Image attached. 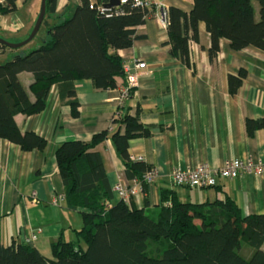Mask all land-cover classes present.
I'll return each mask as SVG.
<instances>
[{
	"label": "trees",
	"instance_id": "obj_1",
	"mask_svg": "<svg viewBox=\"0 0 264 264\" xmlns=\"http://www.w3.org/2000/svg\"><path fill=\"white\" fill-rule=\"evenodd\" d=\"M16 1L0 0V15L14 12ZM57 1L46 0L44 40L0 63V138L23 150H41L47 142L34 131H22L15 116L42 111L53 84L62 87L74 116L79 105L74 80L90 79L98 90L115 88L117 77L124 76L117 50L141 38L136 27L154 14L152 5L142 7L134 0L110 7L105 5L109 0H78L66 5L65 17L57 16L50 24L47 18L56 13ZM200 21L210 35V56L222 38L235 50H264V0H193L189 12L174 6L166 10L169 53L187 66L189 41L198 40ZM7 49L0 44L1 52ZM24 71L33 75L28 88L18 77ZM245 74L241 69L237 76L229 75L230 93L237 91ZM125 101L118 107L121 114L112 118L118 124L113 132L102 130L88 142L64 141L55 150L66 202L80 209L83 220L76 238L66 240L61 233L51 243L50 256L23 240L0 244V264H264V214L243 215L227 194L212 201H183L174 189L162 188L157 212L120 199L111 202L102 156L91 150L98 143L110 136L125 176L138 179L143 192L148 186L143 175L151 169L132 159L128 148L131 138L149 136L153 129L140 121L138 109L131 113ZM245 124L251 135L264 128V117L248 118ZM242 242L249 247L243 248L247 255L241 253Z\"/></svg>",
	"mask_w": 264,
	"mask_h": 264
},
{
	"label": "crops",
	"instance_id": "obj_2",
	"mask_svg": "<svg viewBox=\"0 0 264 264\" xmlns=\"http://www.w3.org/2000/svg\"><path fill=\"white\" fill-rule=\"evenodd\" d=\"M77 1L58 0L56 13L47 18L48 23H55L57 16L64 17L66 5ZM150 1L154 14L136 27L143 36L130 47L117 50L123 63L145 62L125 105L131 113L138 109L140 121L153 129L151 135L136 136L129 142L130 157L155 170V181L148 184L146 192L135 188L131 206L157 212L161 207L160 189L171 188L183 201H212L227 194L243 215L264 214V174L220 178L209 188L173 185L170 178L176 166L187 168L206 162L217 168L227 158L264 160V128L250 135L245 124L248 118L264 117V50L254 46L235 50L228 39L222 38L219 50L210 56V35L200 21L198 40L189 41L191 65L187 66L170 55L166 22L161 16L170 6L189 12L193 0ZM16 4L18 8L19 0ZM10 14L1 15V21ZM42 25L47 33V25ZM0 26L5 35L21 31L3 27L2 23ZM29 26L28 22L26 34L19 40L29 34ZM16 53L0 51V58H7L4 62ZM241 69L245 77L237 91L230 93L228 77L237 76ZM18 77L25 88L33 81L30 72H21ZM124 79L117 77L116 87L106 90L95 89L90 79L74 80L79 103L76 116L58 84L50 87L42 111L15 116L22 131H34L47 143L41 150H23L0 138V244L35 235L30 243L50 256L51 243L61 233L66 240L76 238L75 231L82 227L83 220L80 209L66 202L55 150L64 141L88 142L102 130L113 132L117 128L112 118L118 111ZM91 150L101 154L111 189L116 183L132 185L110 136ZM112 194L113 203L118 197Z\"/></svg>",
	"mask_w": 264,
	"mask_h": 264
},
{
	"label": "built area",
	"instance_id": "obj_3",
	"mask_svg": "<svg viewBox=\"0 0 264 264\" xmlns=\"http://www.w3.org/2000/svg\"><path fill=\"white\" fill-rule=\"evenodd\" d=\"M3 1V0H1ZM126 2V0H120V3ZM134 2L142 7H149L151 5L150 0H134ZM162 20L166 22V12H162ZM1 20V15H0ZM10 26L13 29H19V26L15 23H11ZM145 67V62H136L134 64L123 63L122 69L124 73V85L120 89L119 105L127 99L132 92V88L137 83L138 72ZM121 113L116 112V117ZM264 174V160L253 162L251 160H242L238 158H227L224 160L220 167H212L206 162L199 163L192 167H174L170 172V178L173 185L185 186L188 188H208L216 185L220 178H236L240 175ZM143 179L148 184H152L155 181V170L153 168L146 171L143 175ZM131 181V186L116 183L112 187V191L116 193L118 199L123 200L126 203L130 202L132 194L135 192V188L140 187L138 179L134 178ZM60 197V196H59ZM35 239V235L24 238L23 241L29 243Z\"/></svg>",
	"mask_w": 264,
	"mask_h": 264
},
{
	"label": "rangeland",
	"instance_id": "obj_4",
	"mask_svg": "<svg viewBox=\"0 0 264 264\" xmlns=\"http://www.w3.org/2000/svg\"><path fill=\"white\" fill-rule=\"evenodd\" d=\"M40 1L41 0H19V7L14 12H12L9 16L4 17V20H2V21L0 20V23H2L3 27L6 26L8 28H9L11 23H15V25L17 23V25L19 26V29L21 31H19L18 33L14 31L13 33H17L14 35H5L2 32H0V36L5 38L6 40H8L10 42H17L23 35L26 34V33H24V31L26 30V28H28V22L30 23L29 28L31 27L30 28V30H31L34 23H35V20L37 18L38 12H39ZM0 28H1V26H0ZM10 28L13 29L11 26H10ZM19 29H17V30H19ZM1 30H3V29H0V31ZM13 30H16V29H13ZM46 35H47L46 29H45L44 25H42L40 27V29L38 30L37 34L35 35V37L32 40H30L27 44L18 48L17 50L19 51V53L23 54L29 50L36 48L44 40ZM18 51H16L15 49H7L5 52L8 54H12V53L18 52ZM11 57H12V55H10L8 59H10ZM4 59H7V58L1 57L0 62H2ZM243 248H249L244 242H242V244H241V249H242L241 253L244 255H247L246 250L244 252Z\"/></svg>",
	"mask_w": 264,
	"mask_h": 264
},
{
	"label": "water",
	"instance_id": "obj_5",
	"mask_svg": "<svg viewBox=\"0 0 264 264\" xmlns=\"http://www.w3.org/2000/svg\"><path fill=\"white\" fill-rule=\"evenodd\" d=\"M119 3H120V0H109L105 5L110 7V6L118 5ZM45 13H46V0H41L37 18L35 20V23H34L32 29L30 30L29 34L27 35V37L24 38L23 40H20L17 42H10V41H8L5 38L0 36V44L6 46L8 48H11V49H17V48H20L21 46L27 44L30 40H32L35 37L38 30L40 29V26H41L43 19L45 17Z\"/></svg>",
	"mask_w": 264,
	"mask_h": 264
}]
</instances>
